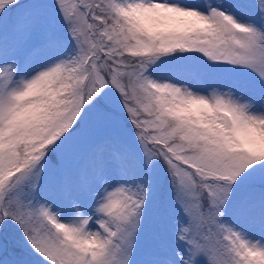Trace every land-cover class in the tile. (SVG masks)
Returning <instances> with one entry per match:
<instances>
[{"label": "snow or ice", "instance_id": "6c2138e0", "mask_svg": "<svg viewBox=\"0 0 264 264\" xmlns=\"http://www.w3.org/2000/svg\"><path fill=\"white\" fill-rule=\"evenodd\" d=\"M0 264H264V0H0Z\"/></svg>", "mask_w": 264, "mask_h": 264}, {"label": "rangeland", "instance_id": "374dc122", "mask_svg": "<svg viewBox=\"0 0 264 264\" xmlns=\"http://www.w3.org/2000/svg\"><path fill=\"white\" fill-rule=\"evenodd\" d=\"M253 95H255V98H256V100L258 101V100H259V96H258V94H253Z\"/></svg>", "mask_w": 264, "mask_h": 264}]
</instances>
